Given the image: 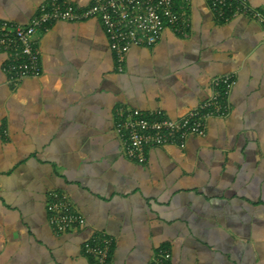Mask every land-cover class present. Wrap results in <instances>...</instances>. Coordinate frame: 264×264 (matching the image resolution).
<instances>
[{
  "label": "crops",
  "instance_id": "1",
  "mask_svg": "<svg viewBox=\"0 0 264 264\" xmlns=\"http://www.w3.org/2000/svg\"><path fill=\"white\" fill-rule=\"evenodd\" d=\"M48 2L0 0V18L25 24ZM246 3L225 21L193 0L185 33L131 47L121 71L97 17L36 33L41 74L15 85L0 50V264H92L83 242L101 232L113 264H149L159 249L169 264H264V0ZM225 73L228 111L203 135L148 147L143 161L124 155L120 107L179 118ZM55 191L85 225H49Z\"/></svg>",
  "mask_w": 264,
  "mask_h": 264
},
{
  "label": "built area",
  "instance_id": "2",
  "mask_svg": "<svg viewBox=\"0 0 264 264\" xmlns=\"http://www.w3.org/2000/svg\"><path fill=\"white\" fill-rule=\"evenodd\" d=\"M193 0H92L76 7L67 0H49L28 23L0 18V50L6 53L4 71L15 85L24 77L41 74L40 51L33 37L55 21H80L97 17L104 29L116 68L124 67L133 46H154L165 29L185 33L189 25L186 7ZM215 15L228 20L249 10L246 0H207ZM231 73L219 74L210 81L209 97L179 118H171L161 109L145 114L138 108L122 106L116 111L114 128L124 155L145 160L146 148L175 145L185 147L190 135H203L205 120L222 116L229 108L228 95L233 86ZM49 225L58 232L85 225V217L62 192H51L46 204ZM113 239L101 232L83 242V252L92 264H113L110 256ZM171 254L159 249L149 264H169Z\"/></svg>",
  "mask_w": 264,
  "mask_h": 264
}]
</instances>
